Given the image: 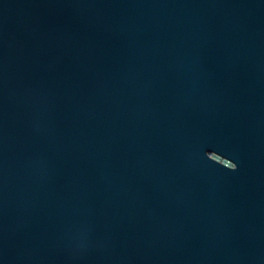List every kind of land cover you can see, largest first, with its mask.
Wrapping results in <instances>:
<instances>
[{
    "label": "water",
    "instance_id": "obj_1",
    "mask_svg": "<svg viewBox=\"0 0 264 264\" xmlns=\"http://www.w3.org/2000/svg\"><path fill=\"white\" fill-rule=\"evenodd\" d=\"M0 264H264V0H0Z\"/></svg>",
    "mask_w": 264,
    "mask_h": 264
}]
</instances>
